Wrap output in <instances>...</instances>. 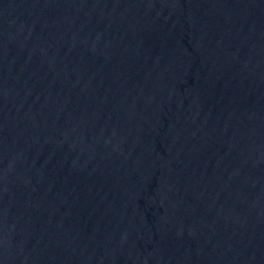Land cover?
<instances>
[{"label":"water","instance_id":"95a60500","mask_svg":"<svg viewBox=\"0 0 264 264\" xmlns=\"http://www.w3.org/2000/svg\"><path fill=\"white\" fill-rule=\"evenodd\" d=\"M0 264H264V0H0Z\"/></svg>","mask_w":264,"mask_h":264}]
</instances>
